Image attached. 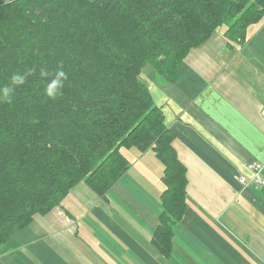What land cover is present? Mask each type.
<instances>
[{
  "label": "trees",
  "instance_id": "1",
  "mask_svg": "<svg viewBox=\"0 0 264 264\" xmlns=\"http://www.w3.org/2000/svg\"><path fill=\"white\" fill-rule=\"evenodd\" d=\"M261 20L264 0H0V88L13 89L0 102V248L79 182L105 195L131 164L123 150H135L161 164L152 241L168 253L187 209L186 169L146 76L172 83L219 27L242 41Z\"/></svg>",
  "mask_w": 264,
  "mask_h": 264
},
{
  "label": "crops",
  "instance_id": "2",
  "mask_svg": "<svg viewBox=\"0 0 264 264\" xmlns=\"http://www.w3.org/2000/svg\"><path fill=\"white\" fill-rule=\"evenodd\" d=\"M146 78L186 169L187 209L169 252L152 241L163 211L161 164L131 150L109 192L79 182L10 235L0 264H264V188L238 182L251 175L248 163L264 161V20L242 41L214 32L172 83Z\"/></svg>",
  "mask_w": 264,
  "mask_h": 264
},
{
  "label": "clouds",
  "instance_id": "3",
  "mask_svg": "<svg viewBox=\"0 0 264 264\" xmlns=\"http://www.w3.org/2000/svg\"><path fill=\"white\" fill-rule=\"evenodd\" d=\"M32 70H29V74H31ZM57 79H53L51 81V83L48 85L47 87V97L49 98H55L56 96V89L58 88V86L61 84V79L59 78H63L66 79V74L63 70L58 71L57 72ZM26 77L22 76L20 74H16L12 77V83L15 85H21L25 82ZM13 91V89L11 87H3L0 88V102H10V96L9 94Z\"/></svg>",
  "mask_w": 264,
  "mask_h": 264
},
{
  "label": "built area",
  "instance_id": "4",
  "mask_svg": "<svg viewBox=\"0 0 264 264\" xmlns=\"http://www.w3.org/2000/svg\"><path fill=\"white\" fill-rule=\"evenodd\" d=\"M247 169L251 172V175L239 176L238 180L243 186L256 185L264 188V161H252L248 163Z\"/></svg>",
  "mask_w": 264,
  "mask_h": 264
},
{
  "label": "rangeland",
  "instance_id": "5",
  "mask_svg": "<svg viewBox=\"0 0 264 264\" xmlns=\"http://www.w3.org/2000/svg\"><path fill=\"white\" fill-rule=\"evenodd\" d=\"M224 29V26H221V27H219L218 29H217V32H221V30H223ZM123 152H124V154H127V152L128 151H126V150H123ZM151 154H153V152L152 151H149ZM149 153V154H150ZM154 155V154H153Z\"/></svg>",
  "mask_w": 264,
  "mask_h": 264
},
{
  "label": "bare ground",
  "instance_id": "6",
  "mask_svg": "<svg viewBox=\"0 0 264 264\" xmlns=\"http://www.w3.org/2000/svg\"><path fill=\"white\" fill-rule=\"evenodd\" d=\"M261 162V161H260ZM239 182V181H238ZM164 188V187H163Z\"/></svg>",
  "mask_w": 264,
  "mask_h": 264
}]
</instances>
